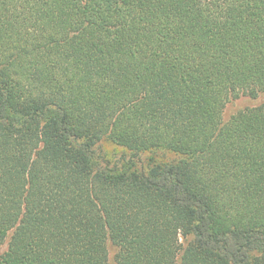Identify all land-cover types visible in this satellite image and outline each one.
Wrapping results in <instances>:
<instances>
[{
	"label": "trees",
	"instance_id": "16d2710c",
	"mask_svg": "<svg viewBox=\"0 0 264 264\" xmlns=\"http://www.w3.org/2000/svg\"><path fill=\"white\" fill-rule=\"evenodd\" d=\"M0 264H264V0H0Z\"/></svg>",
	"mask_w": 264,
	"mask_h": 264
},
{
	"label": "rangeland",
	"instance_id": "374dc122",
	"mask_svg": "<svg viewBox=\"0 0 264 264\" xmlns=\"http://www.w3.org/2000/svg\"><path fill=\"white\" fill-rule=\"evenodd\" d=\"M252 103L251 101H247V99H241L239 101H237L236 103H233L229 106L228 110H227V115L232 113L233 111H235L236 109L248 105Z\"/></svg>",
	"mask_w": 264,
	"mask_h": 264
}]
</instances>
